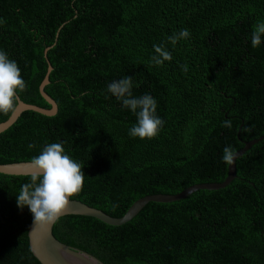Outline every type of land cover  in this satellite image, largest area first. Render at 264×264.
I'll use <instances>...</instances> for the list:
<instances>
[{
	"label": "trees",
	"instance_id": "1",
	"mask_svg": "<svg viewBox=\"0 0 264 264\" xmlns=\"http://www.w3.org/2000/svg\"><path fill=\"white\" fill-rule=\"evenodd\" d=\"M262 21L264 0H0V51L17 62L27 103L51 107L39 86L63 25L46 86L58 113L25 111L0 134V163L62 143L85 174L71 198L114 217L147 195L223 182V149L264 136V42L251 45ZM183 29L189 37L173 43ZM154 45L172 59L155 65ZM125 76L134 97L157 101L165 123L151 139L129 135L137 117L107 91ZM11 114L0 113V123ZM27 182L0 173V264H41L29 243L33 214L17 205ZM53 232L105 264H264V138L238 158L225 188L149 202L119 226L66 215Z\"/></svg>",
	"mask_w": 264,
	"mask_h": 264
},
{
	"label": "clouds",
	"instance_id": "2",
	"mask_svg": "<svg viewBox=\"0 0 264 264\" xmlns=\"http://www.w3.org/2000/svg\"><path fill=\"white\" fill-rule=\"evenodd\" d=\"M187 29L180 31L169 39L175 43L180 38H188ZM264 42V21L254 25L251 34V45L256 48ZM156 55L152 57L155 65L172 59L171 53L163 45H154ZM187 71V66H181ZM27 85L21 76V71L15 60L9 59L4 51H0V113L9 114L17 107L18 91H24ZM133 80L125 76L113 80L107 86V91L122 102V106L131 110L137 117V123L129 131L131 137L153 138L158 135L165 121L156 114L157 101L150 94L134 97L132 93ZM224 127L231 128V121L225 120ZM33 148V144L27 146ZM236 152L226 146L223 149L222 160L231 165ZM30 182L21 186L17 196V205H25L33 214L35 224H54L66 211L69 198L79 193L84 184L82 165L65 153L62 143H49L41 153L30 161Z\"/></svg>",
	"mask_w": 264,
	"mask_h": 264
},
{
	"label": "water",
	"instance_id": "3",
	"mask_svg": "<svg viewBox=\"0 0 264 264\" xmlns=\"http://www.w3.org/2000/svg\"><path fill=\"white\" fill-rule=\"evenodd\" d=\"M63 25L61 26V28ZM59 29L55 43L45 50V57L48 61L47 73L39 86V90L43 98L51 105L50 108L42 107L36 104L25 102L18 94L17 107L10 117L0 123V134L13 126L25 111L32 110L43 115L54 116L58 113L59 105L47 92L46 86L50 84V74L53 71V66L48 59V52L57 42ZM264 138V136L262 137ZM260 138V139H262ZM260 139H254L245 142V146L236 152L234 163L228 165V176L223 182L200 183L192 185L178 194H152L138 199L134 202L126 214L122 217H114L104 212L101 209L88 205L77 199L69 198V205L66 211L60 216L66 215H83L95 217L109 225L119 226L125 224L137 216L140 211L149 202H173L188 197L192 193L201 190H217L225 188L237 177V160L246 153ZM30 161L0 163V173L15 176L30 175ZM56 223V222H55ZM54 224H35L34 217L29 228V243L34 256L41 264H105L95 255L70 246L56 238L53 232ZM129 264V263H128Z\"/></svg>",
	"mask_w": 264,
	"mask_h": 264
}]
</instances>
